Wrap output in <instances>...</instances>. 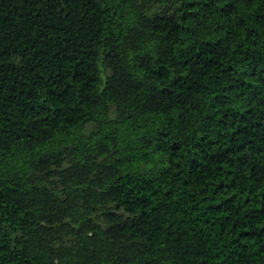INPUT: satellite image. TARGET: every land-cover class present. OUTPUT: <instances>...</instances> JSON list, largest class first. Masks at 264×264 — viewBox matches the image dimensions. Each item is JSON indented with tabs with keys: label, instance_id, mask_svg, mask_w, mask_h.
Returning a JSON list of instances; mask_svg holds the SVG:
<instances>
[{
	"label": "trees",
	"instance_id": "trees-1",
	"mask_svg": "<svg viewBox=\"0 0 264 264\" xmlns=\"http://www.w3.org/2000/svg\"><path fill=\"white\" fill-rule=\"evenodd\" d=\"M0 264H264V0H0Z\"/></svg>",
	"mask_w": 264,
	"mask_h": 264
}]
</instances>
